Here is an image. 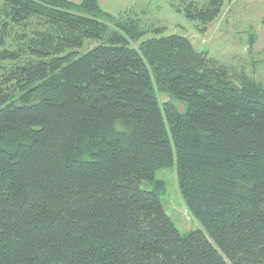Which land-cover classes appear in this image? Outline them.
<instances>
[{
    "label": "trees",
    "instance_id": "16d2710c",
    "mask_svg": "<svg viewBox=\"0 0 264 264\" xmlns=\"http://www.w3.org/2000/svg\"><path fill=\"white\" fill-rule=\"evenodd\" d=\"M0 1V264H264L263 85L134 6ZM224 2L175 11L204 34ZM171 167L185 235L155 180Z\"/></svg>",
    "mask_w": 264,
    "mask_h": 264
},
{
    "label": "rangeland",
    "instance_id": "374dc122",
    "mask_svg": "<svg viewBox=\"0 0 264 264\" xmlns=\"http://www.w3.org/2000/svg\"><path fill=\"white\" fill-rule=\"evenodd\" d=\"M190 1L193 0H136L132 6H134L135 16L139 15V26L142 30L162 27L165 28L164 36H184L191 41L195 49L205 52L208 58L229 68L230 74L234 75L233 78L236 74L243 72L264 86V25L257 18L243 19L235 25L232 21L228 22L230 2L225 0L219 16L207 26L204 34H199L195 22L187 20L175 11V7L183 6ZM203 1L196 0L198 4ZM121 2L125 1L121 0ZM252 9H257V5ZM104 10L111 12L110 9ZM251 34H255L258 40L249 50ZM151 37L152 34L149 33L142 40ZM97 45H99L98 41H86L81 48L67 52H73L77 57ZM159 99L163 103L169 100V97L162 93L159 94ZM174 103L180 112H184L185 105L182 102L174 101ZM155 180L164 185L161 202L165 213L180 233L185 235L200 229V225L188 212L179 193L175 168L158 170ZM142 188L151 189V184L143 183Z\"/></svg>",
    "mask_w": 264,
    "mask_h": 264
},
{
    "label": "crops",
    "instance_id": "0c3cea01",
    "mask_svg": "<svg viewBox=\"0 0 264 264\" xmlns=\"http://www.w3.org/2000/svg\"><path fill=\"white\" fill-rule=\"evenodd\" d=\"M71 3H80L82 0H66ZM99 0V6L104 11L111 15H118L130 9L136 0ZM257 5V9H252ZM126 6V7H125ZM125 7V8H124ZM104 9H110L111 12ZM228 22L232 21L235 25L240 20H248L257 18L263 24L264 20V0H230L228 11ZM258 38H255L251 48L256 44ZM250 47V44H249ZM248 47V48H249ZM249 48V50L251 49Z\"/></svg>",
    "mask_w": 264,
    "mask_h": 264
}]
</instances>
